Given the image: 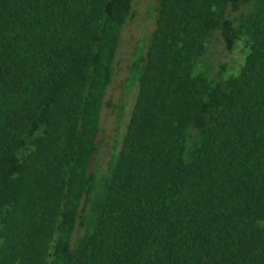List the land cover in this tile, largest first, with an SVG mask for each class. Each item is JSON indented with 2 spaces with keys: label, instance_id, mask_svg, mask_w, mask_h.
<instances>
[{
  "label": "trees",
  "instance_id": "obj_1",
  "mask_svg": "<svg viewBox=\"0 0 264 264\" xmlns=\"http://www.w3.org/2000/svg\"><path fill=\"white\" fill-rule=\"evenodd\" d=\"M134 1L0 0V264H264V0H159L103 165Z\"/></svg>",
  "mask_w": 264,
  "mask_h": 264
},
{
  "label": "rangeland",
  "instance_id": "obj_2",
  "mask_svg": "<svg viewBox=\"0 0 264 264\" xmlns=\"http://www.w3.org/2000/svg\"><path fill=\"white\" fill-rule=\"evenodd\" d=\"M159 0H135L133 9L136 14L129 19L122 31L120 45L114 63L113 80L107 89L104 104L100 115L99 140L103 142L98 157L101 164H106L110 156L114 140L121 138L126 125L132 114L136 101L137 86L127 87L128 66L132 63L137 47L143 42L147 45L150 35L155 28V17L157 14ZM211 50L202 63L215 65V74L221 63H228L230 69L237 68L243 59V49L240 47L233 52L225 49L224 43L218 37H214L210 44ZM110 103L112 106H109ZM123 116V118H121ZM120 144V143H119Z\"/></svg>",
  "mask_w": 264,
  "mask_h": 264
}]
</instances>
